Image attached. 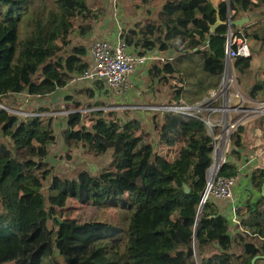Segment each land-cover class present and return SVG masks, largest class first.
Returning <instances> with one entry per match:
<instances>
[{"label":"trees","instance_id":"obj_1","mask_svg":"<svg viewBox=\"0 0 264 264\" xmlns=\"http://www.w3.org/2000/svg\"><path fill=\"white\" fill-rule=\"evenodd\" d=\"M89 1L55 0L53 7L50 0H0V104L6 106L7 97L23 92L51 94L65 88L73 74L87 69L89 48L84 41L106 14L104 6L92 11ZM163 1L155 18L137 21L123 32L124 37L140 53L158 48L174 50L180 59H195L208 84L204 89L216 88L224 59L203 49L211 26L218 17L227 21L229 15L235 19L241 12L264 7V0ZM243 34L264 40V23L243 28ZM173 60L160 61L149 72L153 80L169 84L171 101L181 104L186 79L183 75L171 84V75L177 71L189 75L192 66L177 67ZM235 66L244 71L251 66L250 57H238ZM259 93L264 95V80L254 85L251 95ZM95 96L93 88L84 87L76 91L78 99L66 97L75 111L68 114L61 131L67 151L59 157L71 160L72 149L84 144L87 154L95 158L112 151L116 164L99 173L82 169L65 178L53 173L50 159L58 143L55 117L33 114L17 120L0 107V133L10 134L9 142L0 139V264H59L51 258L55 251L64 264H193L199 255L200 264H252L255 256L264 255V193L255 207H247L251 234L233 239L227 218L211 209L213 201H207L197 216L213 161L212 139L201 119L153 113L158 134L153 144L140 121L125 122L102 102L89 106L91 110L83 115L81 101ZM241 132L242 126L232 135L234 146L241 145ZM168 150L178 155L170 160ZM230 154L241 158L235 148ZM237 172L231 160L220 169L225 176ZM50 176L46 204L41 190ZM252 179L261 190L264 171ZM80 203L85 211L65 217ZM98 205L115 209L117 222L96 216L92 210ZM140 230L143 243L151 236L152 247L134 259L127 244L118 248L115 241L121 236L129 241Z\"/></svg>","mask_w":264,"mask_h":264},{"label":"built area","instance_id":"obj_2","mask_svg":"<svg viewBox=\"0 0 264 264\" xmlns=\"http://www.w3.org/2000/svg\"><path fill=\"white\" fill-rule=\"evenodd\" d=\"M228 18L231 19L230 15ZM222 27H225L226 31L221 34L219 30ZM221 37L225 39L224 70L219 85L201 102L192 105L170 103L159 108L147 104L137 105V108L139 106L144 109H157L162 111V114L174 112L187 118H199L205 123L207 133L212 139L213 161L207 170L206 185L201 199L203 206L207 201H226L233 198L238 174L234 176L220 174L222 165L228 161L227 153L232 135L248 117H264V100L253 106H245V98L235 88L237 80L233 62L238 57L247 58L252 55L249 38L244 36L242 29L229 25V22L226 25H218L214 31H210V42ZM207 46H210V43ZM88 55L89 66L83 72L73 74L72 81L81 86L95 87L102 84L115 95L125 97L134 93V86L139 82L137 77L141 71L143 73L144 69H148L158 61L166 62V59L161 58L155 51L140 53L133 49L123 33L112 40L95 39L89 47ZM132 106L136 107V105ZM90 110L87 106L80 109L83 114ZM238 207L240 205L233 206L232 221L240 225Z\"/></svg>","mask_w":264,"mask_h":264},{"label":"crops","instance_id":"obj_3","mask_svg":"<svg viewBox=\"0 0 264 264\" xmlns=\"http://www.w3.org/2000/svg\"><path fill=\"white\" fill-rule=\"evenodd\" d=\"M104 18L105 17L102 18V20L100 21L99 24L95 25V27L93 28V33L85 40L84 44L88 48L90 47V45L92 44V42L95 39H98V38L116 39L117 37H119V35L121 33L124 32V30H117V29H114L113 31L107 30L108 26L104 22L105 21ZM235 19L236 20H240V19L243 20V24L237 26V28H240L242 30H243V28L248 27L249 25H251L255 22L256 23H258V22L264 23V7L256 8L254 10H250L247 12H241L237 15V17ZM135 24L136 23L133 21L132 28L135 27ZM105 30H106V32H105ZM225 31H226V28L222 27L219 30V33L222 34ZM105 33H106V35L103 36V34H105ZM209 43H210V46H207V44H209ZM249 43H250V47H251V51H252V55L250 56L251 66L249 68L245 69L244 71L240 70L236 66L234 68L235 76H236V80H237L235 88L245 98V106H253L255 103L264 99V95L262 93L257 94L255 97L251 95L254 85L257 84L259 81L264 80V74H263V72H264V40L249 38ZM212 44H213V42L212 41L210 42V40H208L207 43L204 45L203 49L206 50L208 53H213L214 55H218L220 57H223V53L221 50L222 46L220 49H218L215 47L213 48L211 46ZM147 51L157 52V54L161 58L166 59V61H169L171 59L172 60L174 59L176 61V59H178L180 56L174 50L161 51L158 48H154L152 50H147ZM203 56H204V53H202L199 58H203ZM175 61H174V63H175ZM187 61H191V60L188 59ZM159 63L160 62L158 61L155 64H159ZM186 63L189 64V62H186ZM234 64L235 63L233 62V67H234ZM153 65H151V66H153ZM151 66L148 69H144L143 73H142V71L139 73V75L137 77L139 79V82L135 84V86H134L135 91H134V93H132V95L131 94L129 95L128 99L133 98L132 100H134L135 97H139L141 99V101L148 99L151 102L154 101L157 104H147V105H150L153 107H158V108L162 105L170 104L172 102L177 103L176 101H171L172 100L171 94L168 95V97H167V95L162 96L158 87H163L165 89L167 87L170 88L169 87L170 85L169 84L165 85L163 83V81L160 80L159 78H156L155 80H153L150 77V72H149ZM176 66L179 67L178 65H176ZM177 73H178V71L171 75V76H173L171 81H170L171 84L175 83L173 79L175 78V75ZM189 80H191V79L189 78ZM219 82H220V80H219ZM185 83H186V81H185ZM196 84H197V82H196ZM99 85H102V84H99ZM99 85H95V87H92L89 85L81 86V84H79L77 82H73L72 78H71L69 84L66 87L67 88L72 87V88L78 89V90L81 88H84V87H91L96 91V96H95L96 99L101 100L102 96H104L105 94H108L107 97L111 98L110 102H115V104H117V103L121 104V102H124V100L126 99L125 96L115 95L113 92L106 89L104 87V85H102V88L99 89L98 88ZM194 85H195V83H193V86H191L190 88H193V87L197 88V86H194ZM137 86L140 87L139 89H141V90H138ZM198 86H200L199 89L194 91V95L191 97L186 96L188 89H187V87L185 88V91H184L185 93L183 92V96H182L184 98L182 99L183 102H181V104L192 105V104L199 103L204 99V97L211 90L215 89V88H210L208 91H206L204 88L206 86H208L207 83L202 85V87H201V84H198ZM58 90H62V89H58ZM58 90L51 93V94H48L46 96H38V95L33 96V95L28 94L27 92H23L21 94H15L12 97H17V96L23 97V96H25V94H28L31 97H38L35 100L32 99L29 104L31 105V107H33V109H37V111H33L34 112L33 114H39V115H43V114H41V112L44 113L42 111V109H44L45 106L51 104V103H49V101H51V102L55 101L56 104L57 103L61 104V108L63 109L61 111V113L67 114V121H68V114L73 112L72 109H74V108H73V105L71 104V101L67 100L66 97H64V98L59 97V95L57 94ZM184 94H185V96H184ZM141 104L146 105V103L132 104V105H136V107L132 106V107H128V108L131 110L142 109L143 111H141L140 113H143V115H144V113H147V111H145L146 109H144L143 107L141 108L139 106L137 108V105H141ZM68 105L71 108H68ZM106 105H108V104H106ZM121 106H122V104H121ZM128 106H130V105H128ZM109 107H111L110 104H109ZM122 109H125V108L122 107ZM155 112H159L161 115H164V114H162V111L157 110ZM83 115H85V114H83ZM45 116H47V115H45ZM50 116H52V115H50ZM246 120L247 121L243 125L239 126V127L242 126V132H241L242 137L240 140L241 145L240 146H234V148L241 153V158L235 159L231 156V154L229 155V158H227L228 160L235 162L237 165V168H238V172H237L238 180H237V182L239 184L236 183L235 192H234V196L232 199L226 200V201H213L214 207L211 208V209H216L221 215H223L224 217L227 218V220L229 222V227H230L229 232L232 235L233 239H236L238 234H244V235L251 234V230L246 224L247 222L248 223L251 222V217H250L251 212L250 211L248 212L247 207L249 204H251V206L252 205L254 206L256 204V202L259 200L261 194L263 193L262 189L264 187V186H262L261 190H258L257 187L255 186L254 182H253V179H252L254 174L259 175L262 171H264V117L263 118L259 117L256 122L252 121L254 119L251 120L252 122L251 121L249 122L248 121L249 119H246ZM56 122L57 121L55 118V124H56ZM152 122H153V113H152ZM153 125H154V123H153ZM65 126L62 129H64ZM206 132H207V129H206ZM260 179H262V176L260 178H258V181ZM234 205L235 206L240 205V207H238V211H237L238 220L240 221V225L238 223H235L232 221V216H233L232 215V209H233ZM258 221H260V220H258ZM259 263L264 264V255H261V257L255 261V263L252 262V264H259Z\"/></svg>","mask_w":264,"mask_h":264},{"label":"rangeland","instance_id":"obj_4","mask_svg":"<svg viewBox=\"0 0 264 264\" xmlns=\"http://www.w3.org/2000/svg\"><path fill=\"white\" fill-rule=\"evenodd\" d=\"M50 3L53 7H56L55 0H50ZM163 4H164L163 0H151L150 4H148V5H144L142 2L135 1V0H90L88 6L90 8H92V11H96L97 8H99L101 6L106 7V15L104 16L105 17L104 22L108 26L107 30L113 31L114 29H117V30H124L125 31L127 29L132 28L133 21L135 23L137 21H144L146 23L148 21V19L155 18L157 11L163 6ZM147 11H150V13ZM105 32H106V30H105ZM105 35H106V33L103 34V36H105ZM224 40L225 39L222 38V40L219 39L217 41H214L211 46L213 48L215 47L218 49H220L222 46L221 50L223 53ZM77 41H79V39H76L75 43ZM180 58L181 57L176 59V61L174 60L176 65H178L179 67L181 66L183 68L184 66L187 67L190 64L192 66V68L190 70L189 75H186L185 73L183 74L182 71L181 72L178 71V73L175 75V78L173 80L175 82L176 79H178L179 77H182L184 75V77L186 79L185 86L188 89L186 96L191 97L194 95V91L199 89L200 86H198V84H201V87H202V85H204V83L206 81L205 82L203 81L204 80L203 74H202L201 70H199V66H198L199 64L197 63V61L195 59H190L191 61H187L189 58H182V59H180ZM186 62H189V64ZM234 68H235V64H234ZM189 78L191 80H189ZM196 82H197V84H196ZM193 83H195L194 86H197V88H195V87L190 88L191 86H193ZM137 88H138V90H141V89H139L140 87L137 86ZM158 89H159L160 93L162 94V96L167 95V97H168V95H170L172 93V89L168 88V87L165 89L163 87H158ZM77 90L78 89H74L72 87L71 88L65 87L62 90H58L57 94L59 95L60 98H64V97H67L69 95H72L75 97V99H78L76 97V91ZM107 96H108V94H105L104 96L101 97V100L96 99V97L93 98V100L92 99L91 100L90 99H84L82 101L80 100L81 104H82V107L80 109H83L85 106L89 107V106L93 105L94 103H96L97 101L102 102L104 104H108V105L102 106V107H104L108 112L114 111V110L119 112L120 117H122V119L125 120V122L136 117L135 119L140 121L141 126L144 128L145 131H147L149 133V141L153 142V144H156V142L158 140V134H157V131L155 130V127H154L153 122H152V113L157 111V109H148V110L146 109L145 111H147V113H144V115H143V113H140L141 111H143L142 109L131 110L128 108V105L132 106V104H140V103H146V104H157V103H155L154 101L151 102L148 99L141 101V99L139 97H135L134 100H132L133 98L128 99V97H125L126 99L124 100V102H121V104H122V106H121V104H119V103L115 104V102H110L111 98H109ZM184 96H185V94H184ZM37 98L38 97H31L28 94H25V96H23V97H20V96L12 97L11 96V97H7L5 99V103L6 102L8 103L6 106L9 109V112L11 113V115L13 117H16L17 120H19V119L26 117L28 115H32L34 113L33 111H37V109H33V107H31V105L29 104L32 99L35 100ZM49 103H51V104L45 106L44 109H42V111L44 113L41 112V114H43V116L52 115L56 118V121H57L56 124L54 125V131L58 137V143L56 144V146L53 147L52 156L50 157V159L52 161V165L54 166L53 173L55 175H60L64 178L65 177H72V176H76L77 173L82 169H88L92 173H99L100 171H106V170L113 168L115 166L116 160L112 155V151L107 152L104 156H101L100 158H95V157L87 154V152L85 151V148H84V144H81L78 148L72 149L73 158L71 160L59 157L61 151H63V152L67 151V148L63 144V139L61 137L62 128L67 123V114L61 113V111L63 110L61 108V104H58V103L56 104L55 101H53V102L49 101ZM72 103L73 102L71 101V104ZM109 104L111 105V107H109ZM125 106H127V107L125 108ZM122 107H124L125 109H122ZM93 109L94 108H92V110ZM72 110L75 111V109H72ZM259 117L263 118L262 116H252V117H248L247 119H249L248 120L249 122L252 119H254V120H252L253 122H256ZM139 132H140V130H139ZM9 135H10L9 132H7V131L1 132L0 133V139L2 141L9 142L10 141ZM233 148H234V145L232 143V138H231L229 151L227 153V158H229V155H230ZM172 151L173 150H168V154H167L168 159H170V160L174 159V157H176L178 155ZM51 180H52V176H50L49 179L45 182V186L41 190L43 195L46 197V204H48V193H49V189H50ZM237 184H239V183L237 182ZM36 202L39 203L38 200H36ZM83 206H84V204L80 203L79 206L74 211H72L69 215H67L65 217H77L79 214V211L80 212L85 211L83 209L84 208ZM96 208H95V210H92V212L95 213L96 216H99L100 219L106 218L112 222H117L118 213L116 212L115 209L105 208L104 205H98V206H96ZM137 222H138V218L136 219V223ZM48 226H49V228L54 227V224L51 220H49ZM136 230H137V225H136L134 231H136ZM135 234L136 235L138 234V237L134 238V236H133V238L130 239L129 241H127L126 237L121 236L119 238L123 239V240L120 241L119 238L117 237L115 242H116V246L118 248H120V247L124 248L125 245L127 244V251H128L129 257L132 255L134 257V259H138L141 257V253L144 254V252H145L144 250H146L147 246L152 247V243H151L152 238H151V236H149L148 240H145V242L143 243L144 239H142V237H141L143 235L142 230H140L139 233H135ZM132 251H134L135 253L133 254ZM51 258L59 264L65 263L64 259L59 255L58 251H55L54 255ZM95 259H99V256H96ZM47 261H48V259H47ZM200 262H201V256L199 255V256L195 257V261L193 264H200ZM6 264H12V263H6Z\"/></svg>","mask_w":264,"mask_h":264},{"label":"water","instance_id":"obj_5","mask_svg":"<svg viewBox=\"0 0 264 264\" xmlns=\"http://www.w3.org/2000/svg\"><path fill=\"white\" fill-rule=\"evenodd\" d=\"M228 22H229V25H233V26H235V27H237V26L243 24V20H242V19H240V20L230 19V20H229V18H228L227 21H222V20L218 17V18H217V21L211 26V29H210V30H211V31H214L215 28H216L218 25H226V24H228ZM0 107L9 111V109H8L7 106H5V105L0 104ZM185 189H186L187 192L189 191V188H188L187 185H185ZM262 190H263V193H264V187H263ZM203 207H204V206L200 204V206H199V210H198V215H197L198 217L200 216V213H201ZM193 241H194V245H195V247H196V235H194V239H193ZM260 257H261V255H257V256H255V257L253 258L252 262L255 263V261H256L258 258H260Z\"/></svg>","mask_w":264,"mask_h":264}]
</instances>
